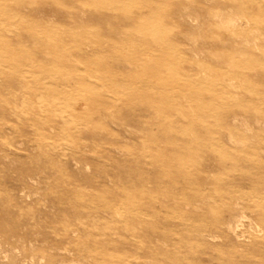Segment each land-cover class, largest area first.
Here are the masks:
<instances>
[{"label": "rangeland", "instance_id": "rangeland-1", "mask_svg": "<svg viewBox=\"0 0 264 264\" xmlns=\"http://www.w3.org/2000/svg\"><path fill=\"white\" fill-rule=\"evenodd\" d=\"M187 1L152 0L158 14L130 24L120 5L117 16L112 5L99 12L100 0H51V8L65 12L45 16L56 30L42 32L19 18L6 20L0 0V32L10 31L5 38L13 39L6 49L0 44V71L19 69L0 75V264H264V129L254 120L262 123L264 116L250 115L251 130L240 131L258 158L234 151L233 143L224 146L210 130L212 120L202 116L229 98L252 97L264 80L231 75L228 93L196 98L185 92L194 75L203 89L226 86L222 74L233 72L212 59L222 50L239 56L236 50L249 41L264 63V16L258 15L264 0L233 2L243 6L229 31L217 16L230 2ZM169 25L176 34L165 33ZM64 34L71 38L61 47ZM43 40L44 54L37 56ZM54 44L57 51L49 49ZM24 51L34 58L22 65L14 54ZM65 63L74 69L58 71ZM89 63L105 67L96 74ZM129 71L139 78H109ZM175 75L182 79L170 83ZM73 77L92 89H72ZM136 92L178 102L176 118L136 107L120 121L115 106L128 105L127 94ZM99 94L112 104L104 109L108 125L94 134L89 121ZM245 112L238 115L247 118ZM233 117L227 120L236 133ZM171 123L179 134L167 128ZM190 127L192 136L209 142L196 173L182 177L175 169L153 168L154 147H166V157L197 145L181 134ZM212 153L230 156L210 162Z\"/></svg>", "mask_w": 264, "mask_h": 264}, {"label": "bare ground", "instance_id": "bare-ground-1", "mask_svg": "<svg viewBox=\"0 0 264 264\" xmlns=\"http://www.w3.org/2000/svg\"><path fill=\"white\" fill-rule=\"evenodd\" d=\"M13 1H14V4H11L10 3L11 0H5V4L2 5L3 6L2 15L5 16V19L12 21V19H14V18H19L18 22L20 24L28 23V25H30L34 30H37V31H39V30L42 32L55 31L56 28L54 29L50 25H48L47 23H49V22H46L45 20H47V19H45L44 17L47 16V17L55 18L57 12H63V11L65 12V10L60 8L59 5H55L54 7L51 8V6H49L51 0H46V2H44L43 4H40L41 0H12V2ZM222 1L225 4H228L230 2L231 5H229V7H227L225 11H222L217 16V20L219 21L220 25H222L223 28H225L226 31H229L231 29L234 30L237 26L236 21H235V16H237V14H241L240 13L241 10L238 11L237 8H241L243 6V4H242V2H238V6L234 7L233 2H235L237 0H222ZM185 2L187 3L188 1L184 0V2H183L184 5H185ZM100 3L102 6V10L99 12H101V13H105L103 11V9H105L109 5L110 6L112 5L113 9H114V14H115L117 12V10H115V9H117L118 6L120 5L119 7H120V9L123 10L124 14L121 15L120 14L121 12L119 11L120 13L117 12L116 15L117 16L118 15H121V16L126 15L127 18H125V19H127V21L129 23H130V21H133L134 18H137L140 16L152 19V17L155 14H158L157 10L159 7L158 4L156 2H152V0H149V1H147V0H100ZM0 8H1V6H0ZM26 10H28L29 12H35L38 16L27 13ZM235 10H237L238 13H235ZM58 14H61V13H58ZM182 15L187 20H189V21L192 20L190 15H189L188 10L183 9ZM258 15H259V17L264 16V11L260 10L258 12ZM25 19H28V20H25ZM80 25H82V23ZM67 29L69 30V32L74 31V29L72 27H67ZM164 31H165V33L168 32V33L172 34L173 32L175 33L176 29H175V26L169 25L168 28H166ZM8 33H11V32L10 31L0 32V36L4 39V41H2L3 43H0V44H3L4 49H6L9 42L11 44L12 40H13L10 38H8V39L5 38V35H7ZM50 34H54V33L51 32ZM69 35L70 34H64L61 36L60 39L62 40V43H63V45L60 44L61 47L66 46V41H68L71 38V37H69ZM97 37L102 38V34L101 33L97 34ZM97 37H95V38H97ZM218 37H220V36H218ZM24 38H22V39H24ZM51 38L53 39V35L51 36ZM20 39L21 38H19V37L17 38V40H20ZM211 40H213V39H211ZM178 41H179V39L176 40L175 42L178 43ZM6 42H8V43H6ZM45 42H47V41L43 40L41 42V44H43L44 47H43L42 51H40V52L36 51L37 56L40 55V53L44 54V48L46 45ZM215 42L216 41L213 40V42L210 41L208 43L211 47H214ZM115 45L116 44H113L111 46H115ZM145 45H146V43H145ZM58 48H59V46L57 47L56 44H54V46L52 48L49 47V49L51 51H57ZM252 48H253V46L251 45V43L249 41H247L243 47H240L236 50V52L240 54L239 56H236L234 54L235 52H229L228 53V52H225L223 50H222V53H220V54L217 52L216 54L214 53V55H212L213 60L218 61V63H220V64L221 63L224 64L226 69H229V70H231V72H233V74L231 72H229V74L231 73L230 75H228L227 71L222 74V79L224 78V81L226 83L225 87H223L219 90L216 88L203 89L204 85L202 83V80L198 76L192 75L193 76L192 81H191L192 83H191V85H189L190 88H187V90L185 92H187V93L194 92L192 94H194L196 98H199V97L208 98V97H210V96L205 97L207 94H210L212 97H215V95L218 96L223 92L228 93V91L231 90V87H234V85H232L230 87V85L227 84V82H226L228 77H230L231 75H233L235 77V79H237L238 81L239 80L240 81H246V80L254 81V79H258V80L263 79L264 80V75H263L264 73L262 71L264 69V63L261 62V60H260L261 57L259 55H257L256 53H254V50H252ZM215 49L216 48H214L213 50H215ZM65 54H66V51H63V55H65ZM14 55L17 58L18 62L22 65H24L26 63H31V60H33V58H34V55H32L31 53H26L25 51L20 52V53H16ZM3 57H5V55H3ZM169 64H172V63L169 62L168 65ZM190 64L193 65V61ZM104 67L100 66L99 64L96 65L94 63H89V70L91 72H96V74H99ZM73 69H74L73 65L71 66L70 63H65L58 68V71H62V70L72 71ZM18 71H19V69H16V68L14 69L13 72H9V73L4 72V71H0V75H2V76H7L9 74H16L17 75ZM154 71H155V69H154ZM97 72H99V73H97ZM139 76H140L139 72L132 73L129 71L126 73L120 72V73L112 74V75H110L109 78L120 79V77H121L123 79L133 81V80H136L137 78H139ZM179 78H181V77L176 76V75L170 76L169 82L173 83L174 80H179ZM104 79H106V77ZM70 85H71L72 89H82V90L83 89H87V90L92 89V87H89L85 81H83L82 79H79L77 77L72 78ZM263 87H262V89L257 90L256 93L250 98L242 97L238 100L237 99L234 100L233 98H231V99L229 98V100H226L223 103H219L220 104L219 109L212 115L209 114V112H207V111L203 112V114H202L203 117H207V118H210V120H212V125L210 127V130L214 131V132H218L220 134L224 146H226V143H225L226 141L230 144L233 143V150L234 151L236 150V151H240L242 153L245 152V153L250 154L251 156L256 157V158H258V155L260 152L258 150H255V149L249 147L247 139L244 137L243 133L240 131H242V129L245 132H248L251 130L252 125H251L250 115L255 114L257 116L258 115L264 116V88ZM222 95H224V94H222ZM126 97L130 99L129 100L130 102L128 105L121 107V108L115 106V111H116L115 113L117 114L120 121H121V118L125 114L135 110L136 107H146V109H148L147 111H150V112L153 111L154 112V116L155 115H157V116L162 115V116L168 117V115H169V116H174V118H176V116L174 115V112L178 111V107L181 106V105L178 106L179 103L175 102V101L173 102V99L171 100V98H169V101H170L169 102V101H166L165 99L161 100V99H157L155 97L150 98L148 96H144L143 94H141L139 92L127 94ZM109 99L110 98L108 96L101 95V94L96 95L94 97V101L96 102L97 108L95 109L94 113L92 112L93 115L90 117V121H89V123H91L93 125V127L90 130L94 134H96L97 126H99L100 124L101 125H108L105 121L106 114L104 112V109L106 108L107 105L112 104ZM149 109H151V110H149ZM247 110L250 111L249 116L247 118L240 117L238 115L239 113H246L245 111H247ZM232 114L234 115L233 123L235 125H237V127H238V132H236V133H234L230 129V127H229L230 123H229V120H227V117L229 115H232ZM254 120H256L255 123L258 122V124H260V126L263 130L264 129V127H263L264 121L262 123H260L262 120H260L259 118H256ZM103 121H105L104 122L105 124L101 123ZM153 121H154V119H153ZM174 121H175V123H179L178 119L177 120L174 119ZM252 123H254V121ZM153 125L159 126L156 122H154ZM177 125L174 123H171V124L167 125V128H170L173 130V132H175L176 134H179L180 131H179V128ZM260 126L258 125V127H260ZM193 130H194V128L190 127L188 130L186 129L185 132L181 131V134L184 137L183 139L191 140L193 143L197 144L196 146H189L185 151L181 150L180 152H177V153L175 152L174 154H169V156H166V157L163 156V154H164L163 151H166V147L161 148V149L154 147L151 150V153L153 155L151 158L152 167L153 168L154 167H160L162 170H164L166 173H169V174H170V172L176 170L177 173L182 177H186L188 175L191 176L194 173H196L195 168L199 165V161L203 157H205L204 156L205 152L203 151V148L205 149V147L207 145H209V142L202 141V137L196 138V137L192 136L191 134H194ZM186 133H187V137H186ZM238 135H240V136H238ZM192 139H194V140H192ZM116 149L118 150L117 147H116ZM248 149H250V151H249L250 153H248ZM225 151L228 152L227 150H225ZM219 156L224 158V157L230 156V154H227V153H223V155H220L219 153L208 154L210 162L218 159V158H214V157H219ZM231 168H233V167L230 164V169ZM202 173L203 172H201V174ZM185 198H186V196L183 195L182 199H185ZM187 209L188 208H186V210ZM198 210H201V209H198ZM259 217H260V219L264 220V214L260 215ZM246 221H249V220L246 219ZM258 225H260V224H258ZM261 235H259V236H261ZM7 257L8 256L6 254L3 255V258H7Z\"/></svg>", "mask_w": 264, "mask_h": 264}]
</instances>
